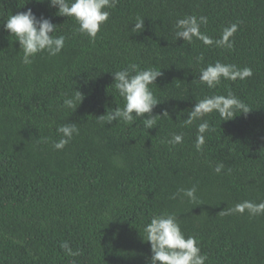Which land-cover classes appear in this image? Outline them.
Here are the masks:
<instances>
[{"label":"trees","instance_id":"1","mask_svg":"<svg viewBox=\"0 0 264 264\" xmlns=\"http://www.w3.org/2000/svg\"><path fill=\"white\" fill-rule=\"evenodd\" d=\"M29 8L66 39L58 55L41 52L25 65L4 22ZM108 10L93 40L48 0H0V264H150L144 226L161 212L197 238L205 264H264V214H221L264 202V0H119ZM137 16L144 29L132 33ZM188 16H206L200 31L214 41L237 24L233 47L176 39L177 20ZM216 61L253 75L208 88L199 73ZM131 64L162 72L150 85L160 102L149 129L148 114L133 113L134 123L97 119L123 108L113 72ZM75 90L84 98L73 111L62 105ZM229 91L251 110L225 121L204 116L213 130L197 151L201 120L185 124L189 112ZM68 123L79 134L56 150L57 128ZM174 133L183 142L172 146ZM193 185L196 201L172 198Z\"/></svg>","mask_w":264,"mask_h":264},{"label":"clouds","instance_id":"2","mask_svg":"<svg viewBox=\"0 0 264 264\" xmlns=\"http://www.w3.org/2000/svg\"><path fill=\"white\" fill-rule=\"evenodd\" d=\"M42 2V0H41ZM50 6L57 9V14L67 17H74L79 27L78 32L86 34L90 39H95L101 26L107 22L110 16L108 9H114L119 0H48ZM206 16H188L178 19L175 24V37L183 38L184 41H191L193 37L201 40L205 45L215 43L217 46L231 49L233 41L231 38L237 31L238 25L233 23L222 30L219 39L213 40L200 31L201 25H206ZM57 25L49 18L37 17L32 9L12 14L5 22L4 28L10 35L16 37L20 49L23 51L21 62L29 65L33 58L41 52H47L51 57L58 55L65 44L64 35L54 36ZM144 29V18L137 16L134 20L132 33H139ZM161 70L156 68L139 69L136 64H131L127 68L113 72L115 88L119 95L123 97L125 103L123 108L116 107L113 111L97 117L100 123H111L112 121H122L124 123H134V116L145 117L144 126L149 129L156 125V115H152L153 108L160 102L153 94L150 85L154 84L157 77L161 76ZM251 68H239L234 64H226L216 61L201 68L199 81L207 85L208 88H215L221 79L235 81L244 80L251 77ZM83 94L75 90L72 95H66L63 99V107L75 110L83 100ZM251 109L244 102L239 100L231 91L227 95H212L204 97L195 103L192 111L189 112L185 124H191L194 120H201L197 127V137L195 147L200 151L205 144V133L210 130L208 120L203 119L209 113L217 112L223 121L230 120L236 116V112L247 114ZM167 111L163 115H168ZM61 138L53 143L56 150H62L73 138L79 134V128L75 123L63 124L57 128ZM183 142L182 134H172L168 143L172 146ZM224 168L223 163H218L214 168L216 173H220ZM197 187L180 188L173 194V199L177 196L196 201ZM199 205V204H197ZM247 211L251 215L264 214V202L253 203L244 201L236 204L233 208L222 211V215L232 212L244 213ZM146 241L150 242L151 259L150 264H205L208 259L206 254H201V249L196 237L185 236L177 217L174 213L161 212L154 215L150 222L144 226ZM61 248L69 255H77L72 252L67 242L61 243Z\"/></svg>","mask_w":264,"mask_h":264}]
</instances>
